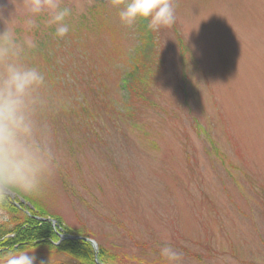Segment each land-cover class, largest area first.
<instances>
[{
	"label": "rangeland",
	"instance_id": "obj_1",
	"mask_svg": "<svg viewBox=\"0 0 264 264\" xmlns=\"http://www.w3.org/2000/svg\"><path fill=\"white\" fill-rule=\"evenodd\" d=\"M126 2L61 0L69 34L46 13L30 33L58 40L54 68L38 61L70 106L42 115L57 166L33 195L111 264H163L166 245L183 264H264V0H175L144 54ZM22 3L0 0L4 18Z\"/></svg>",
	"mask_w": 264,
	"mask_h": 264
},
{
	"label": "clouds",
	"instance_id": "obj_2",
	"mask_svg": "<svg viewBox=\"0 0 264 264\" xmlns=\"http://www.w3.org/2000/svg\"><path fill=\"white\" fill-rule=\"evenodd\" d=\"M124 0H113L119 7ZM47 14L46 23L54 26V35L64 38L70 32L67 18L70 7L61 0H23L5 19L0 11V202L13 193L36 194L53 174L56 156L52 128L42 118L47 98L45 74L26 58L38 48L33 30L39 18ZM121 25L131 28L138 20H146L153 31L171 28L176 23L175 0H127L118 11ZM20 27L25 35L17 33ZM34 247L0 252V264H36ZM163 264H183L182 254L171 245L162 247Z\"/></svg>",
	"mask_w": 264,
	"mask_h": 264
},
{
	"label": "trees",
	"instance_id": "obj_3",
	"mask_svg": "<svg viewBox=\"0 0 264 264\" xmlns=\"http://www.w3.org/2000/svg\"><path fill=\"white\" fill-rule=\"evenodd\" d=\"M93 9L95 10V8ZM105 19L106 18L100 19V26L105 25ZM139 21V30L142 34L141 40L145 45L149 41V32L146 31L145 27L142 25L143 20ZM150 31L154 33L153 30ZM60 40L61 39H59V42ZM180 41H182V39H180ZM57 45L58 40L54 42L51 38H48V42L40 41L38 48L26 58V63L38 67L45 74L46 87L42 92L48 101L46 108H54V106L56 108L57 106L58 109L65 110L70 106L57 94L58 91L54 87L55 84L52 82L51 90H49L47 86L50 79L54 76L48 73L49 68H44L41 61H38L43 60L47 64L46 66L54 68V66H52L55 64L54 56L56 55V51L54 49ZM140 46L143 47V44ZM138 63V59H134L132 69H140ZM59 101H61L60 104ZM14 193L21 198V200L16 199L20 204V208H17L8 196L4 201L0 202V209L8 215V221L0 225V252L9 249H31L34 247V255L36 258L43 257L42 261H46L47 264H50V262H52V264H97L95 252L90 243L84 240L70 239V237L77 235L82 237L83 234H75L71 228L64 226L63 221L58 217H53L58 222L56 227L49 221L41 220L51 216L46 213L38 199H36L33 194L25 195L19 192ZM58 233L62 234L65 239L62 240ZM114 259L115 256L110 254L106 248L99 246V263L111 264V261Z\"/></svg>",
	"mask_w": 264,
	"mask_h": 264
},
{
	"label": "water",
	"instance_id": "obj_4",
	"mask_svg": "<svg viewBox=\"0 0 264 264\" xmlns=\"http://www.w3.org/2000/svg\"><path fill=\"white\" fill-rule=\"evenodd\" d=\"M8 196H10L13 200L15 199V196H14L12 193L9 194ZM15 205H16L17 207H19L18 204L15 203ZM47 221L52 222V224H53L54 226L57 224L56 221L51 220V219H47ZM72 239H82V238H81V237H73ZM83 240H85L86 242H89V243L92 245V247H93V249H94V251H95L96 262H98V259H97L98 246H97V244H96L94 241L89 240V239H83Z\"/></svg>",
	"mask_w": 264,
	"mask_h": 264
}]
</instances>
